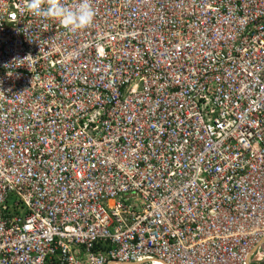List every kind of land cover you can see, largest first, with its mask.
Segmentation results:
<instances>
[{
    "label": "built area",
    "instance_id": "2783aa9c",
    "mask_svg": "<svg viewBox=\"0 0 264 264\" xmlns=\"http://www.w3.org/2000/svg\"><path fill=\"white\" fill-rule=\"evenodd\" d=\"M90 2L0 0V264H264V0Z\"/></svg>",
    "mask_w": 264,
    "mask_h": 264
},
{
    "label": "clouds",
    "instance_id": "9594fccd",
    "mask_svg": "<svg viewBox=\"0 0 264 264\" xmlns=\"http://www.w3.org/2000/svg\"><path fill=\"white\" fill-rule=\"evenodd\" d=\"M27 10L34 16L58 23L72 33L90 27L96 16L90 0H76L72 4L64 0H28Z\"/></svg>",
    "mask_w": 264,
    "mask_h": 264
}]
</instances>
